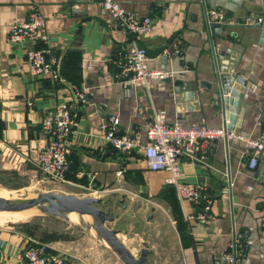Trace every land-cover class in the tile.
<instances>
[{"label": "crops", "instance_id": "1", "mask_svg": "<svg viewBox=\"0 0 264 264\" xmlns=\"http://www.w3.org/2000/svg\"><path fill=\"white\" fill-rule=\"evenodd\" d=\"M116 1L138 18L149 17L150 27L136 44L145 48L150 67L171 72L148 89L115 83L111 59L122 36L101 8V0H0V167L18 172L38 167L37 152L47 138L42 115L65 89L77 86L83 99L73 104L75 122L67 140L68 157L77 168L73 178L71 173L59 181L66 185L63 192L110 197L122 206L127 198L137 203L134 213L138 215L149 207L146 219L152 216L151 220L162 210L170 222L166 223L169 236L167 228L162 229V239L170 241L172 236L179 264H215L233 236L248 243L243 264H264V152L250 168L241 142L226 145L216 138L205 146V163L180 158V179L204 185L211 197L209 218L203 222L185 219V211L198 206L181 202L174 187L164 182L167 171L148 170L142 157L146 125L154 112L183 125L222 124L212 89L215 69L225 73L227 63L233 75L244 81L233 129L250 136L264 132V35L251 26L264 19V0ZM214 6L231 22L224 23L227 27H213L209 34L204 12ZM32 9L45 18L47 47L60 58L62 85L27 72L28 42L7 41L10 24L25 20ZM245 18L249 21L243 24ZM170 46L173 53L167 56ZM212 49L219 58H214ZM162 56H167L165 62ZM203 82H211L212 88L200 87ZM26 99L32 101L31 110ZM113 115L119 120L117 131L138 141L128 153L118 152L101 138L100 120ZM166 185L176 202L168 192L167 197L159 195ZM75 186L85 191H75ZM31 226L27 222L0 225V264H13L30 239L60 250L55 241L43 238Z\"/></svg>", "mask_w": 264, "mask_h": 264}, {"label": "built area", "instance_id": "2", "mask_svg": "<svg viewBox=\"0 0 264 264\" xmlns=\"http://www.w3.org/2000/svg\"><path fill=\"white\" fill-rule=\"evenodd\" d=\"M100 5L122 36L121 45L115 50L114 58L111 59L115 83L123 87L148 89L154 80L168 78L171 72L150 67L148 64L150 57L145 48L136 44L137 37L146 33L150 27L149 17L138 18L116 0H101ZM205 16L208 23L231 22L223 10L215 7L206 9ZM248 21L249 19L245 18L242 23L246 24ZM7 41L11 44L26 42L30 44L24 50L29 74L46 78L57 85L63 84L60 75V58L47 47L46 21L39 10L32 9L25 20L12 22L8 29ZM176 52L178 55L181 53L180 50ZM82 99V90L77 86H69L61 99L41 118V127L47 138L37 152L36 163L42 172L57 181L66 180L65 172L69 161L67 140L75 122L72 108L76 101ZM25 104L27 110L32 109L31 99H26ZM118 121V117L114 115L101 119L100 135L103 141L118 152L128 153L138 141L134 136L118 132ZM145 136L142 157L146 168L150 171H167L164 182L174 187L178 199L198 206L195 211H185V219L200 222L209 218L211 197L204 185L180 179V158L186 156L205 163V146L216 138L223 139L225 143L241 142L242 154L246 155V164L250 168L256 166L260 154L264 152V132L255 136L246 135L227 127L226 121L217 126L203 122L183 125L178 120L168 122L162 112L152 114L146 125ZM29 241L17 252L13 264H71L64 251L42 240ZM247 248L248 243L244 239L233 236L227 249L217 256L214 263L243 264Z\"/></svg>", "mask_w": 264, "mask_h": 264}, {"label": "rangeland", "instance_id": "3", "mask_svg": "<svg viewBox=\"0 0 264 264\" xmlns=\"http://www.w3.org/2000/svg\"><path fill=\"white\" fill-rule=\"evenodd\" d=\"M62 183L45 174L38 167L26 172L0 167V195L12 200L33 197L47 190L63 192L62 190L67 188ZM81 190L83 189L75 186V191ZM102 199L104 202L98 205L109 210L114 216L111 221H105V224L118 229L117 237L134 256L139 254L144 246L143 243L146 247L147 245L151 247L145 254L143 264H179V253L172 236L170 241L162 239V229L167 228L166 236H169L168 228H170L169 219L162 210L159 209L156 219L151 220L152 216L146 219L151 211L149 207L142 209L139 215L134 213L137 203H132L133 200L123 199L124 206L127 203V208L124 209L118 199L113 200L110 197ZM6 211L11 210H0V225L11 222L30 223L43 238L55 241L71 264H123L104 240L97 236L92 227L87 228L83 225L91 223V217L88 215H82V223L77 214L73 219L68 213L67 216H59L36 209L34 212H20L24 215L20 217L17 214L19 212L6 213Z\"/></svg>", "mask_w": 264, "mask_h": 264}, {"label": "water", "instance_id": "4", "mask_svg": "<svg viewBox=\"0 0 264 264\" xmlns=\"http://www.w3.org/2000/svg\"><path fill=\"white\" fill-rule=\"evenodd\" d=\"M219 6V5H217ZM215 7V6H214ZM205 13V12H204ZM206 29L208 33L213 27H227L229 24L207 22L205 16ZM254 28L261 29L262 35H264V19H260L257 23L251 24ZM210 34V33H209ZM167 56L173 53V48L170 46L167 51ZM214 56V51L212 49ZM177 54V53H176ZM225 57L227 54H223ZM167 56H162L164 62L167 60ZM220 55H215L214 58H219ZM227 63V72L219 73L216 69L214 71V88L212 93L214 94V101L216 107H218L222 113L223 121L227 119L226 125L229 128H233L232 124L236 120V115L239 111L240 94L242 92V85L244 81L239 76L233 75V67ZM128 78V77H127ZM127 78H121L122 80ZM211 82H203L200 87L211 89ZM193 96V94H189ZM227 145V143H225ZM104 200L95 195L79 196L70 192H57L52 190L39 192L36 196L28 197L19 200H12L0 195V210H20L28 207H36L40 212L48 214L67 216L66 213L74 211L80 221L83 223L82 215H88L91 217V223L83 224L85 227H92L99 238L115 252L123 264H143L145 254L149 252V249L144 246L140 249L137 256H134L132 252L123 244L121 239L116 235L118 229L108 227L105 221H111L114 216L109 210L104 209L100 203ZM150 216V215H149Z\"/></svg>", "mask_w": 264, "mask_h": 264}, {"label": "trees", "instance_id": "5", "mask_svg": "<svg viewBox=\"0 0 264 264\" xmlns=\"http://www.w3.org/2000/svg\"><path fill=\"white\" fill-rule=\"evenodd\" d=\"M68 169H67V171L65 172V177L66 178H68V176H70V174L72 173V175H71V177L73 178L74 176H73V174H74V172H73V170H75L76 168H77V166L75 167V169H74V165H73V160H70V158L68 157ZM166 192H168V194H169V198L171 197V198H173L174 199V201L176 202V199H175V197H174V194H173V192L171 191V188H170V186H165L164 187V189H162L160 192H159V195H163V193L164 194H166V195H164L165 197H167V193Z\"/></svg>", "mask_w": 264, "mask_h": 264}, {"label": "bare ground", "instance_id": "6", "mask_svg": "<svg viewBox=\"0 0 264 264\" xmlns=\"http://www.w3.org/2000/svg\"><path fill=\"white\" fill-rule=\"evenodd\" d=\"M37 208L36 207H34V206H32V207H28V208H24V209H20V210H11L10 212H7L6 211V213H15V212H19V213H17L20 217L23 215L22 213H20V212H24V211H28V212H34V210H36ZM75 212L74 211H69L68 212V215H69V217H71V218H75ZM24 216V215H23ZM22 216V217H23ZM9 217V216H8ZM20 219V218H19ZM87 219V218H86ZM11 220V219H10ZM88 221V220H87Z\"/></svg>", "mask_w": 264, "mask_h": 264}]
</instances>
